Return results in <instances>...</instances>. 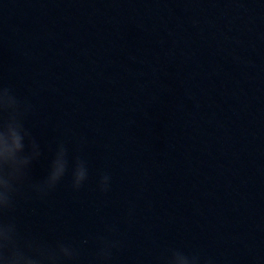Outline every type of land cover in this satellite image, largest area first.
<instances>
[{
	"label": "water",
	"instance_id": "water-1",
	"mask_svg": "<svg viewBox=\"0 0 264 264\" xmlns=\"http://www.w3.org/2000/svg\"><path fill=\"white\" fill-rule=\"evenodd\" d=\"M0 83L32 105V182L60 142L89 167L79 191L23 190L24 234L79 264L98 235L111 264H264V0H0Z\"/></svg>",
	"mask_w": 264,
	"mask_h": 264
},
{
	"label": "clouds",
	"instance_id": "clouds-1",
	"mask_svg": "<svg viewBox=\"0 0 264 264\" xmlns=\"http://www.w3.org/2000/svg\"><path fill=\"white\" fill-rule=\"evenodd\" d=\"M32 105L20 98L10 86L0 83V264H79L80 252L73 244L56 240L53 243L20 229L15 211L23 190L37 198L54 191L67 174L73 191H79L89 179V167L79 155L70 156L68 147L57 143L46 176L32 182L30 170L42 155L41 146L26 127ZM111 176L100 173L97 188L109 190ZM115 229L107 227L106 232ZM96 252L89 264H111L113 250L122 244L118 239L98 235L93 238ZM83 243H87L84 241ZM156 264H214L211 257L199 252L168 249L156 258Z\"/></svg>",
	"mask_w": 264,
	"mask_h": 264
}]
</instances>
